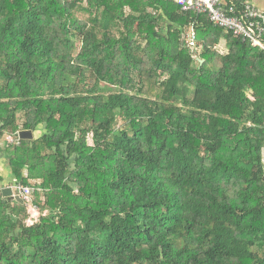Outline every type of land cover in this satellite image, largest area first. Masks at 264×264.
<instances>
[{
    "label": "trees",
    "instance_id": "trees-1",
    "mask_svg": "<svg viewBox=\"0 0 264 264\" xmlns=\"http://www.w3.org/2000/svg\"><path fill=\"white\" fill-rule=\"evenodd\" d=\"M21 130L0 184L38 217L0 192V264H264V50L206 13L0 0V132Z\"/></svg>",
    "mask_w": 264,
    "mask_h": 264
},
{
    "label": "built area",
    "instance_id": "built-area-1",
    "mask_svg": "<svg viewBox=\"0 0 264 264\" xmlns=\"http://www.w3.org/2000/svg\"><path fill=\"white\" fill-rule=\"evenodd\" d=\"M178 4L182 11H195L196 13H206L210 21L215 25L222 27L243 41H248L252 46L264 50V7L251 2L244 1L241 3L228 2L227 0H168ZM184 43L192 51H197V36L195 25L190 23L189 29L184 37ZM1 135V132H0ZM19 133L8 134L3 141L8 144L19 143ZM10 187L14 195H18L23 202L31 207V193L33 188L21 183L0 184V192L3 188ZM36 211L35 207H31ZM33 213L29 222L33 221Z\"/></svg>",
    "mask_w": 264,
    "mask_h": 264
},
{
    "label": "water",
    "instance_id": "water-1",
    "mask_svg": "<svg viewBox=\"0 0 264 264\" xmlns=\"http://www.w3.org/2000/svg\"><path fill=\"white\" fill-rule=\"evenodd\" d=\"M200 62H202V60H200ZM19 136L21 138H23V139H25V138H31L32 137V132L29 131V130H21L19 132ZM2 194H3V196H7L9 198H13L15 200H18V201L22 202V199L18 195H14L12 193V190H11L10 187L3 188Z\"/></svg>",
    "mask_w": 264,
    "mask_h": 264
},
{
    "label": "rangeland",
    "instance_id": "rangeland-1",
    "mask_svg": "<svg viewBox=\"0 0 264 264\" xmlns=\"http://www.w3.org/2000/svg\"><path fill=\"white\" fill-rule=\"evenodd\" d=\"M260 1H261V0H259V1L256 0L255 2H258V3H259ZM8 134H10V133H2V135H1V137H0V142H4L3 139L5 140ZM263 156H264V150H263ZM263 159H264V158H263ZM2 164H4L3 167H1ZM0 170H2L3 175L5 174L4 176H6V178L8 179V178H9V175H10V171H9V169H8V167H7L6 162H3V163L1 162V163H0ZM7 179H5V180H7ZM27 208H28V207H27ZM28 209L31 211L30 214L33 213V216H34V218H35V220H36L37 217H38L37 211H35V212L32 211V210H31V207H29ZM28 223H30L29 220H28Z\"/></svg>",
    "mask_w": 264,
    "mask_h": 264
},
{
    "label": "crops",
    "instance_id": "crops-1",
    "mask_svg": "<svg viewBox=\"0 0 264 264\" xmlns=\"http://www.w3.org/2000/svg\"><path fill=\"white\" fill-rule=\"evenodd\" d=\"M256 0H253V1H251V2H253V3H255V4H257V5H259L260 7H264V0H261L259 3L258 2H255ZM259 1V0H258ZM1 161V160H0ZM4 162V161H3ZM2 162V163H3ZM1 163V162H0ZM4 166V164H2L1 165V167H3Z\"/></svg>",
    "mask_w": 264,
    "mask_h": 264
}]
</instances>
